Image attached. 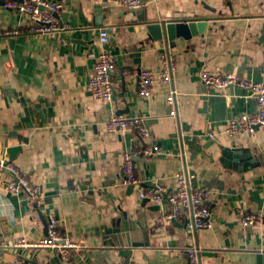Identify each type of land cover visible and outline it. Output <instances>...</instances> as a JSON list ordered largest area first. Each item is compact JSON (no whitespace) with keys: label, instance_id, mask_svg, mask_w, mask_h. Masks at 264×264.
<instances>
[{"label":"crops","instance_id":"obj_1","mask_svg":"<svg viewBox=\"0 0 264 264\" xmlns=\"http://www.w3.org/2000/svg\"><path fill=\"white\" fill-rule=\"evenodd\" d=\"M6 1L0 0V161L14 164L41 196L11 191L12 176L0 172V262L183 264L196 246L202 264H264V129L253 136L225 132L229 120L257 109L256 98L200 78L208 70L264 84V0H143L139 10L122 0H52L63 4L60 21L68 27L46 34L29 32L30 17ZM173 20L207 23L175 47L154 41L146 23ZM101 28L109 30L106 49L117 64L112 101L90 92ZM165 58L173 64L172 84L159 80ZM140 70L156 75L150 96L137 92ZM172 86L180 93L176 118L166 101ZM113 115L145 118L151 138L109 131ZM153 143L161 152L137 155L136 176L144 185L174 187L177 174L188 173L206 194L211 227L193 232L186 218L171 222L167 202L141 198L140 187L125 184L124 152ZM233 143L257 158L230 163L224 150ZM124 212L143 229L135 243L120 246L106 230ZM251 213L261 219L256 226L241 221ZM50 217L74 244L69 260L55 249L16 246L47 237Z\"/></svg>","mask_w":264,"mask_h":264},{"label":"built area","instance_id":"obj_2","mask_svg":"<svg viewBox=\"0 0 264 264\" xmlns=\"http://www.w3.org/2000/svg\"><path fill=\"white\" fill-rule=\"evenodd\" d=\"M122 4L131 10H139L144 6L143 0H122ZM6 8L18 11L30 17L31 26L29 32L34 34H46L57 32L68 27L60 21L63 4L52 0H8ZM99 42L102 46L96 56V63L90 80L91 94L104 101H112L117 83L113 81V75L117 70V64L113 56L107 51L106 46L110 42V33L106 28L99 30ZM200 78L208 87L225 90L230 87H239L248 91L257 101V109L250 114L238 115L229 120L225 132L229 136L248 134L253 136L257 128L264 129V84L242 78L236 74H218L203 70ZM157 78L151 70H140L137 78L136 89L141 96H150L152 87ZM163 83H173V64L170 58H165V67L159 75ZM180 93L172 86L167 95V106L171 117H178L180 108ZM107 128L111 132L134 130L143 140L151 138V129L147 120L141 116L113 115L107 121ZM216 138L215 133L210 134ZM161 152L159 145L143 144L138 149L134 147L123 154V174L125 184L140 187L139 195L155 202H167L170 210L167 219L171 222L179 219H187V228L193 232H200L211 227V209L206 204V194L203 190L194 188L190 182V176L186 172H180L176 176V185L168 186L165 182L156 181L150 185L142 184L135 174V157H151ZM9 170L17 177L9 178L8 187L11 191H25L29 196L38 198L41 196V188L31 184L27 178L21 177L17 168L9 161H0V172ZM242 223L247 226H256L261 221L258 214H245ZM17 247L51 248L61 253L63 259L69 260L72 256L74 244L69 241L61 231L58 221L54 217L49 218L48 236L36 241L29 242L21 239ZM0 264H30L16 259L13 262H0ZM183 264H202L200 249L191 246L187 249V259Z\"/></svg>","mask_w":264,"mask_h":264},{"label":"water","instance_id":"obj_3","mask_svg":"<svg viewBox=\"0 0 264 264\" xmlns=\"http://www.w3.org/2000/svg\"><path fill=\"white\" fill-rule=\"evenodd\" d=\"M139 18L143 19V15L140 14ZM206 23V20L154 21L147 22L146 27L154 41H159L165 45L175 47L178 39L184 42L203 32ZM224 155L225 159H228L230 163H233V161L245 163L257 158L256 155L252 154L249 148H237L235 143L232 144L231 148H225ZM4 172L18 180V177L13 172L9 170H5ZM141 229H143V227L140 221L132 220L129 218L128 214L124 212L114 221L110 228H107L106 233L116 244L123 246L135 243L136 237L140 234ZM261 257L262 256H259L260 260ZM34 264L37 263L34 262Z\"/></svg>","mask_w":264,"mask_h":264}]
</instances>
